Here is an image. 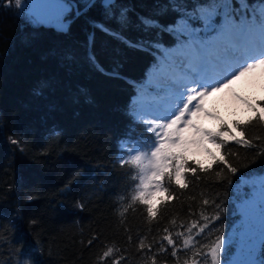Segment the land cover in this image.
Listing matches in <instances>:
<instances>
[{
  "label": "trees",
  "instance_id": "obj_1",
  "mask_svg": "<svg viewBox=\"0 0 264 264\" xmlns=\"http://www.w3.org/2000/svg\"><path fill=\"white\" fill-rule=\"evenodd\" d=\"M154 2L118 0L143 15L153 11ZM21 12L14 1H0V264H111L120 257V264H210V255L204 257L217 237L233 235L236 244L235 185L241 173L264 167V156L257 155L264 148V123L243 128L257 148L230 142L222 149L238 168L237 175L220 164L207 173H189L186 189L166 183L173 199L161 203L157 217L150 219L146 207L132 200L139 191L140 171L122 165L121 157L128 159V148L137 143L133 137L149 135L129 114L139 91L130 82L143 86L155 58L96 32L97 61L106 71L118 62L124 77L112 78L84 58L89 28L85 17L64 33L28 24ZM101 13L97 3L87 17L100 20ZM129 15L135 22V15ZM174 17L169 12L161 20L170 23ZM125 35L155 39L154 33L135 27ZM163 43L169 47L175 41L165 33ZM41 80L51 81V87L35 96L33 89ZM155 93L147 84L146 102H153ZM247 113L239 119L251 115ZM193 222L197 227L188 232ZM206 223L208 228L200 233ZM165 235L172 236L174 245L167 244ZM107 248L113 249L111 256L101 259ZM235 250L230 246L226 254Z\"/></svg>",
  "mask_w": 264,
  "mask_h": 264
},
{
  "label": "snow or ice",
  "instance_id": "obj_2",
  "mask_svg": "<svg viewBox=\"0 0 264 264\" xmlns=\"http://www.w3.org/2000/svg\"><path fill=\"white\" fill-rule=\"evenodd\" d=\"M97 3L102 9L100 20L87 17ZM14 4L22 9L26 23L54 25L58 32L67 33L75 20L85 17L89 28L85 30L84 58L97 71L112 78L124 77L118 71V62L111 71H106L97 61L94 52L96 32L155 58L143 86L136 81L130 82L139 91L133 97L129 114L145 125L149 135L133 137L137 143L128 148V159L121 157L122 165L129 164L140 171L139 191L135 197L132 196V200L146 207L150 219L157 217L161 203L173 199L166 183L186 189L189 173L193 176L198 170L207 173L214 165L220 164L235 176L238 168L229 162L222 149L230 142L242 148L258 147L246 138L243 128L257 121L264 123V100H249L234 93V98L251 115L230 121L208 110L205 100L229 89L236 81L256 70L264 74V0H253L251 4L248 0H235V4L233 0H155L149 15L137 13L132 5L118 3V0H79V3L77 0H14ZM169 12L175 14L174 19L163 23L161 18ZM129 13L135 15V22ZM69 16L71 19H68ZM129 27L154 33L155 39L140 37L131 40L125 35ZM165 33L174 38V46L165 47ZM157 76L164 81L156 85V94L160 99L146 103L147 84H151ZM49 87L51 81L41 80L33 89V94L43 96V90ZM84 91L80 89L81 93ZM201 116L216 120L217 126L205 127L199 122ZM194 151L205 153L209 157L207 164L194 159ZM257 155L264 156V148ZM222 172L223 169L218 171L217 177H221ZM238 180L239 184L235 185L241 197L238 207L244 217L239 241L242 258L232 261L226 255L224 264H264V167L259 172L250 170L241 173ZM157 192L164 195L157 198L152 208L148 200ZM203 203L207 205L209 201L204 200ZM202 219L208 221L209 217L202 216ZM218 219V214L212 217L213 222ZM196 227L193 222L186 230L191 232ZM205 228H208L207 223L199 228V232L203 233ZM164 231L168 232V229ZM179 236L183 233H178ZM163 239L168 245H174L171 235H165ZM190 239H185L183 244L188 245ZM231 241V237H217L204 258L210 255V264H221L222 249ZM139 247L144 249L143 241ZM112 252V248H107L101 259L110 257ZM121 259L123 257L114 259L111 264H120Z\"/></svg>",
  "mask_w": 264,
  "mask_h": 264
},
{
  "label": "rangeland",
  "instance_id": "obj_3",
  "mask_svg": "<svg viewBox=\"0 0 264 264\" xmlns=\"http://www.w3.org/2000/svg\"><path fill=\"white\" fill-rule=\"evenodd\" d=\"M13 1V0H12ZM163 78L160 76H157L153 79V82L151 85L156 89V85L159 83H163ZM238 94L240 96L245 95L248 97L249 100H252L254 97H262L264 96V74H262L261 70H256L254 73L249 74L245 77H242L240 80L236 81L235 84H233L229 89H225L223 92L216 93L213 96L207 97L205 100V107L220 116L222 119H229L231 118H242L247 113L245 107L243 104L234 98L233 94ZM162 95V94H161ZM153 97V94L152 96ZM149 97V98H151ZM160 99V96H157V94H154V99L158 100ZM146 100H149L145 98ZM148 103V102H146ZM146 119H151L150 117H147ZM199 122L202 123L205 127H214L217 125V121L210 118L201 116L199 117ZM192 156L195 158L201 159L203 161H208L209 157L203 153V152H192ZM147 163V160L144 161ZM239 182L237 183V185ZM139 190V188H138ZM235 197H236V204H237V210L239 215V221L237 225L235 226V239L238 240V242L235 244L233 242V235H232V241L230 244H226L225 248L222 249L221 252V264H224L225 262V256L227 255L228 260H238L242 258V252L239 248V241H240V232L243 231V226L241 225V221L244 219L242 213L239 211V205L241 203V197L240 194L237 192V189L235 187ZM227 239V238H224ZM231 247H236V250L234 254H226ZM211 258V257H210Z\"/></svg>",
  "mask_w": 264,
  "mask_h": 264
},
{
  "label": "clouds",
  "instance_id": "obj_4",
  "mask_svg": "<svg viewBox=\"0 0 264 264\" xmlns=\"http://www.w3.org/2000/svg\"><path fill=\"white\" fill-rule=\"evenodd\" d=\"M142 195V194H141ZM164 194L162 192H157V193H154L151 197V199L148 200V203L151 204L152 208L155 207L156 203H157V198L158 197H162ZM134 197L136 196L133 195Z\"/></svg>",
  "mask_w": 264,
  "mask_h": 264
},
{
  "label": "flooded vegetation",
  "instance_id": "obj_5",
  "mask_svg": "<svg viewBox=\"0 0 264 264\" xmlns=\"http://www.w3.org/2000/svg\"><path fill=\"white\" fill-rule=\"evenodd\" d=\"M1 1V0H0ZM8 1V0H7ZM14 1V0H13ZM2 2V1H1ZM8 3H9V1H8ZM68 19H71V16H69L68 17ZM44 26H53V27H55L54 25H44Z\"/></svg>",
  "mask_w": 264,
  "mask_h": 264
},
{
  "label": "bare ground",
  "instance_id": "obj_6",
  "mask_svg": "<svg viewBox=\"0 0 264 264\" xmlns=\"http://www.w3.org/2000/svg\"><path fill=\"white\" fill-rule=\"evenodd\" d=\"M1 1H2V2H5L6 4H9V3H8L9 0H8V1H7V0H1Z\"/></svg>",
  "mask_w": 264,
  "mask_h": 264
}]
</instances>
